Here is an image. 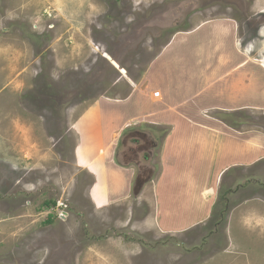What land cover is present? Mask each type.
Listing matches in <instances>:
<instances>
[{
    "label": "rangeland",
    "instance_id": "rangeland-1",
    "mask_svg": "<svg viewBox=\"0 0 264 264\" xmlns=\"http://www.w3.org/2000/svg\"><path fill=\"white\" fill-rule=\"evenodd\" d=\"M226 18L264 61V0H0V264H264V225L228 228L264 203V165L223 176V223L178 234L150 227L146 190L107 203L96 165V103L127 97L178 32ZM245 115L264 133V111Z\"/></svg>",
    "mask_w": 264,
    "mask_h": 264
},
{
    "label": "crops",
    "instance_id": "crops-1",
    "mask_svg": "<svg viewBox=\"0 0 264 264\" xmlns=\"http://www.w3.org/2000/svg\"><path fill=\"white\" fill-rule=\"evenodd\" d=\"M155 92L159 98L153 97ZM250 110L264 111V61L241 47L237 22L207 20L178 32L127 97L95 105L97 148L103 149L96 165L105 201L115 203L132 193L137 166L115 160L122 133L132 129L148 146L141 167L152 170L159 154V170L141 191L150 196V227L160 234H178L206 224L223 176L264 165V133L233 129L215 117ZM156 129L166 130L159 143L150 134ZM253 201L230 211V235L235 221L242 230L264 225V203L258 201L259 208ZM231 240L229 236L230 248L235 245Z\"/></svg>",
    "mask_w": 264,
    "mask_h": 264
},
{
    "label": "trees",
    "instance_id": "trees-1",
    "mask_svg": "<svg viewBox=\"0 0 264 264\" xmlns=\"http://www.w3.org/2000/svg\"><path fill=\"white\" fill-rule=\"evenodd\" d=\"M247 113L248 112H236V113L218 112L215 114V117H217L219 120H221L223 123L227 124L231 128L239 129L241 126H245L249 122V120H247V118L245 117L246 116L245 114ZM250 122L254 124L252 119H250ZM116 162L118 165H120L118 161ZM226 201H227L226 197L222 196L219 198L218 202L216 203V206H214L211 220H213V222H215L216 224H218V222L223 223L226 215L228 214L230 207L225 206Z\"/></svg>",
    "mask_w": 264,
    "mask_h": 264
},
{
    "label": "flooded vegetation",
    "instance_id": "flooded-vegetation-1",
    "mask_svg": "<svg viewBox=\"0 0 264 264\" xmlns=\"http://www.w3.org/2000/svg\"><path fill=\"white\" fill-rule=\"evenodd\" d=\"M143 143H144L143 139L140 138V135L137 134L135 130H131V131L127 130L123 132L120 137V140L118 141V146H117L116 154H115V160L118 161L119 153L123 151L125 154L132 153L133 155L132 157H134L133 153H135V157L133 158L135 159L134 164L136 165H139V163L144 164L143 158L148 156V152H147L146 145L143 146ZM126 148L128 149L126 150ZM136 159L138 160V162L136 161Z\"/></svg>",
    "mask_w": 264,
    "mask_h": 264
},
{
    "label": "water",
    "instance_id": "water-1",
    "mask_svg": "<svg viewBox=\"0 0 264 264\" xmlns=\"http://www.w3.org/2000/svg\"><path fill=\"white\" fill-rule=\"evenodd\" d=\"M109 59V58H108ZM110 60V59H109ZM140 136H142L141 134H139ZM143 137V136H142ZM141 137V138H142ZM144 138V137H143ZM148 148V146H147ZM136 165V164H135ZM138 168L137 171V175L135 177L134 183H133V187H132V194L134 195L135 198H137L139 196V194L141 193L143 187L150 182L152 175H153V168L148 169L146 167H141L142 165H136ZM142 172V173H141ZM147 175L144 177V174Z\"/></svg>",
    "mask_w": 264,
    "mask_h": 264
},
{
    "label": "built area",
    "instance_id": "built-area-1",
    "mask_svg": "<svg viewBox=\"0 0 264 264\" xmlns=\"http://www.w3.org/2000/svg\"><path fill=\"white\" fill-rule=\"evenodd\" d=\"M159 96H160V92H155V93L153 94V97H154V98H159Z\"/></svg>",
    "mask_w": 264,
    "mask_h": 264
}]
</instances>
